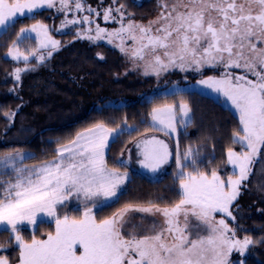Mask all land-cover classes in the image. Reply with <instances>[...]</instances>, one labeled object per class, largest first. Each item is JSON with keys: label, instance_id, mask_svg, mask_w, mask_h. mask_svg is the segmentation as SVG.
I'll return each mask as SVG.
<instances>
[{"label": "snow or ice", "instance_id": "obj_1", "mask_svg": "<svg viewBox=\"0 0 264 264\" xmlns=\"http://www.w3.org/2000/svg\"><path fill=\"white\" fill-rule=\"evenodd\" d=\"M133 3L141 6L138 0ZM158 6V16L145 25L131 19V13L125 23V6L110 5L103 9V20L117 21L118 29L108 31L96 24L94 29L76 32V38L92 42L107 39L109 44L118 39L115 46L134 61H144V74L157 78L170 68L223 69L219 77L209 76L200 83L222 94L239 114L240 128L233 132L232 143L240 144L244 151L229 147L226 154L233 174L225 180L215 168L210 173L200 170L198 165L203 161L199 149L188 146L181 153L177 143V203L165 207L153 202L146 206L126 204L111 216L97 220L93 209L103 208L117 198L129 176L127 171L109 168L105 152L122 135H131L138 128L128 126L126 121L117 128L97 123L61 145L55 159L32 167L23 166L22 161L34 158L33 154L0 156V166L5 170L0 175L13 176L0 179V226L10 231L19 248L18 264H242L231 259L232 253L244 256L256 243L247 236L238 239L236 233L243 229L239 225L230 227L227 220L236 221L232 209L235 206L239 210L235 202L241 187L248 181L253 165L264 157V0H158ZM41 9L63 13L62 28L94 23L89 15L67 19L68 12L100 15L84 0H0V35H7L19 18L34 19ZM113 13L119 14V20ZM33 34L38 48L26 55L19 43ZM126 38L133 41L134 47H125ZM60 47L61 42L50 35L49 26L37 21L20 28L7 55L26 64L35 57L43 64ZM232 69H242L244 74L236 75ZM34 70L18 67L15 79L20 80L21 72ZM248 74L255 79H249ZM176 87L172 86L173 95L179 94ZM191 112L183 100L178 106L166 103L152 107L150 122L141 121L148 125L145 134L134 142L142 168L159 173L172 155L164 140L147 132L170 136L178 126L187 128L191 124ZM6 115L11 119L15 113ZM116 163L126 167L123 159ZM188 168L192 170L186 171ZM71 197L86 202L83 214L61 218L57 206ZM132 213L146 215L137 220ZM157 214L163 217L162 224L155 220L146 223L148 216ZM216 214H221L219 220ZM41 215L54 219L55 233H48L46 239L33 235L31 242H26L20 235L21 226H35ZM202 231L208 234L201 235ZM259 242L264 243V239ZM0 264H10V260L0 255Z\"/></svg>", "mask_w": 264, "mask_h": 264}, {"label": "trees", "instance_id": "obj_2", "mask_svg": "<svg viewBox=\"0 0 264 264\" xmlns=\"http://www.w3.org/2000/svg\"><path fill=\"white\" fill-rule=\"evenodd\" d=\"M151 1L152 6L146 3L147 0H139L138 4L141 6L134 4L133 0H116V4H123L126 15L131 13L130 18L142 20L155 11L153 1L157 3V0ZM43 11H39L34 19L19 18L7 35H0V156L26 151L33 154L34 158H26L22 164L39 163L53 158L58 146L68 143L78 132L97 123L117 128L122 127L126 121L128 126L138 128L139 131L131 135L127 133L122 135L110 145V149L106 150L105 159L109 168L127 171L130 176L117 198L103 208L94 209L97 220L111 216L126 204L147 205L148 202H153L157 205L171 206L177 203L180 198L178 169L175 163L177 143L181 153L188 146L199 149V159L203 161L198 165L200 170L210 173L215 168L223 179L233 174L227 168L226 153L229 147L237 152L244 151L240 144L232 143L233 132L239 130V120L227 106L203 91L187 89L176 91L178 95L171 92L147 98L145 96L147 91L150 88L156 89L152 79L143 76V79L139 80L137 63L129 55L106 45L101 46L105 54L103 59L94 58L92 57L94 53L90 55L89 52L75 55L77 58L73 57L65 66L48 60L40 64L35 57L27 64L23 60L16 61L7 57L6 53L13 41L17 40L20 28L37 19L46 22L47 18L40 16ZM71 35L72 33L67 32L65 36ZM33 40L27 47H23L22 43H19V46L33 49L35 42ZM88 48L93 50L94 47ZM113 59H117L118 69L103 73V62H110ZM18 67L35 70L21 72L20 80L17 81L14 70ZM214 72L215 69L204 67L189 77L187 82L194 77ZM70 73L72 74L69 75ZM109 99L124 102L106 104ZM182 100L192 109V122L187 128L178 129L175 136L168 137L172 155L158 177L150 178L141 171L128 166L121 167L116 163L125 146L145 134L148 125L141 121L150 122L149 113L152 107L166 103L177 105ZM9 113H15V116L9 119L6 115ZM260 176L262 177V174ZM11 177L0 175V179L3 180ZM245 194L251 195L253 199L255 196L264 198V192L259 196L258 192L246 191L242 192L243 201ZM262 203L264 204L260 202L255 208L256 212L264 211V205H260ZM70 211L74 216L79 215L76 209ZM58 215L60 217L67 215V212ZM257 215L252 216L251 230L247 232L256 242L253 246L259 248L256 249L258 258L248 256L246 264H264V243L259 242L264 239V217L258 213ZM52 228V222H40L31 234L24 228L22 235L25 241H30L33 235L42 238L44 233L53 231ZM0 244L9 246L7 250L0 251V255L8 257L10 264L16 263L19 250L12 247L9 231L0 230Z\"/></svg>", "mask_w": 264, "mask_h": 264}, {"label": "rangeland", "instance_id": "obj_3", "mask_svg": "<svg viewBox=\"0 0 264 264\" xmlns=\"http://www.w3.org/2000/svg\"><path fill=\"white\" fill-rule=\"evenodd\" d=\"M84 3L88 6H91L93 8H95L97 10V12L100 13L99 16L95 15V13L89 14L88 12H68L67 13V19H72L73 17L76 18H81L85 15H89L90 19H92L94 21V23H92L91 25L88 24H80V25H69L67 28H62V24L61 21H63L65 19V15L63 13H59L57 12L55 9H41L38 10L39 11H43V13L40 15L42 18H47L46 22H43L45 24H47L49 26L50 29V35L53 37V39L59 40L61 42V47L58 51H55L52 55V57L50 59H46L48 61H52L54 64L60 63L62 65H66V63L70 62L72 60L73 57H75V55H84V53H89L90 55H92V53H94L92 55V57L97 58L98 56H104L105 54L102 52V45H106L109 46L117 51H120V49L118 47H116V44H119V40H115L113 44H109L107 39L104 40H99V41H89L87 39H77L75 33L78 31H82L84 29H87L89 27H92L93 29L95 28L96 24H99L100 27L107 29L108 31H113L115 29H118L120 27V23H118L117 21H108L105 22L103 20V9L109 7L110 5L113 7H118L120 4H112V0H84ZM147 4H149L150 6H152V1L151 0H147L146 2ZM155 8V11H152V13L147 16L144 19H134L131 18L133 20H135L137 23H142L147 25L148 22L150 20H154L159 12H160V8L158 6V0L157 3H155L153 1V9ZM113 15L117 16V20H119V14L117 13H113ZM128 16L125 13V23H127L128 20ZM40 19L35 20V22L33 21L32 23H30L27 26H24L23 28H27L30 27L32 24L36 23L37 21H39ZM59 30V31H57ZM66 32V33H65ZM67 32L72 33V35L70 37L65 36L67 34ZM65 33V34H64ZM19 34V33H18ZM93 35H95V33H92ZM34 39V40H33ZM33 40L34 42V48L30 49V48H21V46H19L20 51L24 52L26 55L29 54V52L31 51H35L38 48V41L34 38V34L23 39L22 45H24L23 47H27V45L30 43V41ZM94 47L93 50H91V48L88 47ZM125 47L126 48H132L134 47L133 41H131L130 39H125ZM45 52L47 50H44ZM8 52V51H7ZM99 54V55H98ZM162 57H163V53L162 51L159 53ZM7 57H10L7 55ZM11 58V57H10ZM33 57H31L30 59H32ZM77 58V56L75 57ZM148 59H151V57H148ZM36 60V58H35ZM45 60V61H46ZM38 62V61H37ZM117 59H113L110 62H103V69L102 72H110L113 71V69H118V64H117ZM137 64V67L139 68V75H138V79L142 80L143 76H145V68H144V61H140V60H135ZM190 71H196L194 67L187 69L186 71H181L179 68H170L168 71L164 72L161 74V76L159 78H157V76L155 75H148L151 79H152V83L155 85L154 87L156 88L155 92H151L147 95H145L147 98L156 95V94H164V93H171L173 91L172 86L176 85V89L175 91H181V90H190V89H199V87L204 88V91L206 92V94L212 96L213 98L219 100L224 106H227L232 112L233 114L238 118L239 120V114L238 112H236V110L234 109V107L231 105V102L228 101L222 94L217 93L215 91H213L212 89H210L208 86L203 85L200 83L201 80L203 79H207L208 77H204L201 80H197L198 82L191 84V85H185L183 87H179L181 84H185L183 79L178 78L179 75L178 73H189ZM223 71V69H215V72L213 73L214 77H219L220 73ZM234 74L236 75H240V74H244L242 69H232L231 70ZM177 73V74H176ZM72 73H70L69 75H71ZM248 78L249 79H255V77L251 76L250 74H248ZM70 80H72V78L70 77ZM85 88V87H83ZM204 92V93H205ZM144 96V97H145ZM122 103V101H112V100H107L106 104H120ZM180 102H178L177 106L179 105ZM240 128V125H239ZM178 129H183L182 127L178 126ZM83 131V130H82ZM173 136L176 135V133L171 134ZM75 138V137H74ZM67 144V143H64ZM62 144V145H64ZM61 146V145H60ZM58 146L57 149L60 147ZM241 146V145H240ZM136 148V147H135ZM56 149V150H57ZM137 150V149H136ZM135 150V152H136ZM235 150V149H233ZM236 151V150H235ZM11 153H16V152H11ZM20 153H28L26 151H22ZM261 153L264 154V148L261 149ZM106 154V152H105ZM227 154V153H226ZM56 155L53 158H50L46 161L43 162H39V163H32V164H23V166L25 167H32L35 165H40L42 163H46L48 161H51L53 159H55ZM227 161V158H226ZM227 168L230 169L231 172H233L231 165H229L226 162ZM126 166L135 169L130 163L126 162ZM260 169H263L262 172H260V174H262V177L259 174ZM137 170V169H135ZM1 171H5L2 166H0V172ZM7 171H10L7 170ZM139 171V170H138ZM253 171H255V173L253 174ZM253 171L252 174H250L248 181H246L244 183V185L241 187V194L238 197V200L235 202L236 205L239 206V210L236 209V207H233V215L236 216V221H232L230 218L227 220V222L229 223L230 227L235 228L237 225L240 226L241 229L243 230H238L236 233V236L238 239L243 240L246 236L250 237L252 240V236L249 232H247L248 230H251V219L253 218L252 216L254 214L257 215L260 214L262 215V217H264V211L261 212H256L255 208H257L258 204L260 202H264V198H258L257 196H255V199L252 198L251 195H246L245 194V199L244 201L241 199L242 196V192H258V195L261 192H264V157L260 158L258 160L257 163H255L253 165ZM129 174V173H128ZM130 176V175H129ZM128 176V178H129ZM9 179H13V176ZM8 179V180H9ZM227 178H225L226 180ZM128 180V179H127ZM250 182V184H249ZM126 183V182H125ZM125 185V184H124ZM123 185V186H124ZM122 186V188H123ZM110 202V201H108ZM85 201H83V199H76L75 197H71L69 198V200H67L63 205H58L57 206V215L60 213H66L69 217H80L83 214V211L85 209ZM260 205H264L263 203ZM68 206V207H66ZM88 207H91V203H88L87 205ZM146 206V205H145ZM159 207H165V205H158ZM76 209L79 211V215L78 216H74L72 214V212L70 211V209ZM94 210V209H93ZM254 212V214H252V212ZM130 215H134L137 220L139 219L140 216L142 215H146V214H141V213H132ZM59 216V215H58ZM65 216V215H63ZM63 216H61V218H63ZM258 216V215H257ZM221 218V214H216V219L219 220ZM190 219H192L190 217ZM153 220L159 222L160 224L163 223V217L160 215H156V216H148L147 217V221L146 223H151ZM182 220V218H181ZM40 222H52L53 224V231H51L50 233L54 234L55 233V222L54 219L51 217H47L44 215H41L38 218L37 223ZM36 226L33 225H22L21 226V232L20 235H22V231L25 229H28L29 233L31 234L33 230L36 229ZM3 229V226H0V230ZM10 232V231H9ZM47 233H44L42 238H37V239H46L47 238ZM208 233L206 231H202L201 235L206 236ZM23 236V235H22ZM195 238V237H193ZM12 240V247H16L18 250V246L16 245L15 240L11 237ZM26 242H31L30 241H26ZM254 245V244H253ZM250 246V248L248 249V251L244 254V256H241V254L237 253V252H233L231 259L235 262L236 260H240L242 262V264H244L245 261V257L248 256H255L258 258V251L256 249L259 250L258 246ZM0 251H5L9 248L0 244ZM1 253V252H0ZM18 257H19V253H18ZM14 264H18V261Z\"/></svg>", "mask_w": 264, "mask_h": 264}, {"label": "crops", "instance_id": "obj_4", "mask_svg": "<svg viewBox=\"0 0 264 264\" xmlns=\"http://www.w3.org/2000/svg\"><path fill=\"white\" fill-rule=\"evenodd\" d=\"M97 59H100V56H98L97 57ZM138 61V60H137ZM138 64V63H137ZM198 71H190L189 73H178V75H179V77L178 78H180V79H183V80H186V82H185V84H181L179 87H183V86H185V85H191V84H194V83H196V82H198L197 80H201L202 78H204V77H208V76H213V74H207V75H204V76H199V77H197V78H192L191 80H189V82H187V79L189 78V77H192V75H195L196 73H197ZM177 74V73H176ZM145 76H148V75H145ZM149 77V76H148ZM197 90H200V91H203V92H205L204 91V88H201V87H199V89H197ZM156 91V89H152V88H150L148 91H147V94H149V93H151V92H155ZM173 92V91H172ZM206 93V92H205ZM146 94V95H147ZM109 100H112V101H122V100H115V99H109ZM122 102H124V101H122ZM144 135V134H143ZM147 135H149V136H152V135H154V136H156L157 138H159V139H161V140H164L165 141V143H167L168 145H169V147H170V141H169V139H168V137L169 136H166V135H164V134H162V133H160V132H148L147 133ZM142 136V135H141ZM140 136V137H141ZM139 137V138H140ZM138 138V139H139ZM137 140V139H136ZM135 140L134 141H132V142H130L125 148H124V150H123V153H124V155L123 156H121V154L118 156V160H120V159H123L125 162H128V163H130L135 169H137V170H139V171H141V172H143L144 174H146L148 177H150V178H156V177H158L161 173H162V171L164 170V168L166 167V165H164L163 167H162V169H161V171L159 172V173H151V172H149V171H147V170H145L144 168H142L141 166H140V164H139V159H140V157L138 156V149L137 148H135ZM128 149H130L131 151L129 152L128 151ZM137 149V150H136ZM135 150H136V152H135ZM131 167V166H130ZM259 171V174H260V172H262L263 171V169H260V170H258ZM121 172H124V171H121ZM124 187V186H123ZM122 189V188H121ZM259 196H260V194H259ZM108 203V202H107ZM121 209V208H120ZM119 210V209H118ZM118 210H116L115 212H117ZM94 211V210H93ZM114 212V213H115ZM75 218H77V217H75ZM79 218V217H78Z\"/></svg>", "mask_w": 264, "mask_h": 264}]
</instances>
